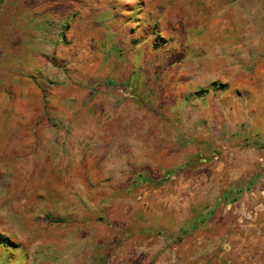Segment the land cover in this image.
I'll return each instance as SVG.
<instances>
[{
	"label": "rangeland",
	"instance_id": "1",
	"mask_svg": "<svg viewBox=\"0 0 264 264\" xmlns=\"http://www.w3.org/2000/svg\"><path fill=\"white\" fill-rule=\"evenodd\" d=\"M0 264H264V0H0Z\"/></svg>",
	"mask_w": 264,
	"mask_h": 264
},
{
	"label": "crops",
	"instance_id": "2",
	"mask_svg": "<svg viewBox=\"0 0 264 264\" xmlns=\"http://www.w3.org/2000/svg\"><path fill=\"white\" fill-rule=\"evenodd\" d=\"M152 134H155L154 132H152ZM153 142L155 143V138H153Z\"/></svg>",
	"mask_w": 264,
	"mask_h": 264
}]
</instances>
